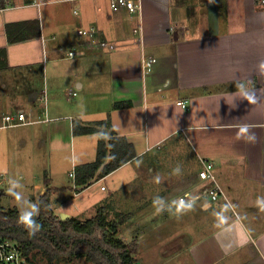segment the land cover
I'll return each instance as SVG.
<instances>
[{"label": "crops", "instance_id": "obj_1", "mask_svg": "<svg viewBox=\"0 0 264 264\" xmlns=\"http://www.w3.org/2000/svg\"><path fill=\"white\" fill-rule=\"evenodd\" d=\"M261 1L141 0L142 12L134 13L111 9L110 0H0V49L7 51L8 63L0 68L2 182L9 180L19 154L30 148L44 162L57 158L46 182L34 184L39 199L52 189L54 211L55 199L68 189L74 193V208L59 212L68 218L87 209V203L99 206L107 201L124 213L118 204L139 174L143 173L144 200L152 201V185L145 174L161 168L152 157L181 142L186 144L181 153L187 161L179 167L185 166L191 175L171 200L174 206L164 210L173 217L199 208L205 232L182 250L167 252L166 264H264ZM35 22L39 36L9 40V34L33 32L34 25L28 24ZM10 25L16 27L8 32ZM91 29L96 30L94 36L79 33ZM149 60L150 68L145 67ZM237 84L244 85L255 103L234 102L229 93ZM119 104L128 107L115 106ZM21 112L26 124L3 126L5 116H16L17 121ZM108 120L117 137L134 145L137 157L96 177L86 189L66 187L64 175L73 179L77 166L95 161L98 151V135H83L77 141L80 135L73 125ZM241 124L252 126L255 143L237 138ZM206 159L214 162L225 196L208 207L186 209L176 197L199 184L201 162ZM67 161L69 171L61 168ZM129 195L133 196L131 191ZM84 197L86 205L78 204ZM163 227L153 231L162 232Z\"/></svg>", "mask_w": 264, "mask_h": 264}, {"label": "trees", "instance_id": "obj_2", "mask_svg": "<svg viewBox=\"0 0 264 264\" xmlns=\"http://www.w3.org/2000/svg\"><path fill=\"white\" fill-rule=\"evenodd\" d=\"M28 25H34L33 32L15 37L9 34V40L16 42L28 39L31 35H40L38 22ZM10 27L16 26L10 25L8 32ZM7 64V51L0 49V68L6 67ZM115 106L128 107L124 104ZM73 127L76 135H98L96 160L90 164L79 165L75 169L74 183L82 190L91 186L94 179L109 175L137 157L134 145L123 137H117L110 120L87 126L74 124ZM51 193L52 189H49L38 201L40 211L35 219L42 227L34 235L18 223L21 213L18 207L7 210L0 205V240L16 241L31 264L36 263L39 254L48 264L74 260L86 264H138L135 257L139 251L137 240L133 239L131 243H127L119 236L120 228L129 222L131 215L112 213V204H106L100 206L90 219L81 220L73 216L63 219L55 214L50 204Z\"/></svg>", "mask_w": 264, "mask_h": 264}, {"label": "rangeland", "instance_id": "obj_3", "mask_svg": "<svg viewBox=\"0 0 264 264\" xmlns=\"http://www.w3.org/2000/svg\"><path fill=\"white\" fill-rule=\"evenodd\" d=\"M82 136L83 135H80L77 141H82ZM176 144L178 146L173 150L170 149L168 152H158L156 156L152 155V160L154 162L159 160V162H161V168H164H160L159 171L155 169L154 171L149 172L148 175L145 174V177L150 179L148 182L152 185L151 190H153L154 194L152 201L149 200L148 202L144 200L143 173L140 177L137 169V175L139 174V178L133 182L132 187L126 191L125 198L118 204L120 210L125 209L123 212L126 215L132 216L129 222L120 228L119 236L127 243H131L133 239L137 240L139 244V251L135 257L138 261V264H166L168 261L167 259L169 258L168 255L171 252L182 250V248L188 245L190 240L205 232L204 225L199 221L201 215H203L199 208L190 209L188 211L182 212L181 215H174L173 217L171 215L167 216L168 212L165 210L157 212L158 207L162 206L163 209L168 207L167 209L169 210L171 205L174 206L172 204L173 201L171 200L174 198V195H176V193L183 187V185L188 183L185 181L187 175H191L189 173L190 171H187L188 173L185 172V166L182 168L179 167L181 163L186 164L187 161L186 155L181 153L182 148L186 144L181 142H177ZM76 154H78L77 149ZM149 158L150 157L146 158V160ZM56 160L57 158H55V156H51L50 159L46 158L44 162L42 157L38 154H35L30 148H27L21 152L18 157V165L15 166L13 164V168L9 169L11 171L9 172L10 175L8 176V182H2L0 179V193L3 194L0 196V205L7 210L18 207L19 210L22 211L23 205L21 201L16 200L15 197L9 193L10 180L19 181L21 187L17 189V191L22 194V197L25 201L37 203L39 201L40 193L38 190H35L34 184L38 182L42 185L43 180L46 182V179L49 178L50 171L52 169H56L54 166ZM143 162L144 160H142L140 163L142 164ZM12 163H14V161ZM66 163L67 166L64 165L61 168L65 167L66 171L71 170V163L69 161ZM1 173L2 172H0V175ZM180 174H182V177ZM157 177H159V182H157ZM163 177L166 178L165 181L162 182L161 178ZM63 178L64 185H66V187H72V185L73 187L75 186V183L71 181L74 178L70 179L67 173ZM130 191L133 194L132 197L129 195ZM64 192L66 195L60 196L59 199L56 198L54 201L55 210L57 209V211L54 212L59 214V216H62V214L59 213L61 209H63L62 212H69L72 209V205L74 208V193L68 189ZM158 198L163 202L162 205L154 204V201H156ZM77 202L78 204L80 203L81 205H86L85 203L87 202V199L86 197L81 199L78 198ZM87 204V209L81 210L79 214L72 213L75 215H71L81 220L90 219L96 214L100 206L106 205L101 204L99 206H93L90 203ZM108 205H111L110 201H107V206ZM113 208H115L114 205L111 206L112 213L118 212L113 210ZM112 213L111 218L114 217ZM168 220L169 222L165 223ZM162 225L165 226L161 228L162 232H160L159 229H157L156 232L153 231L155 230L154 227ZM167 252L168 255L166 254ZM35 264L48 263L44 258H42V255L39 254ZM59 264L86 263L83 261L74 260L73 262H62Z\"/></svg>", "mask_w": 264, "mask_h": 264}, {"label": "built area", "instance_id": "obj_4", "mask_svg": "<svg viewBox=\"0 0 264 264\" xmlns=\"http://www.w3.org/2000/svg\"><path fill=\"white\" fill-rule=\"evenodd\" d=\"M264 4V0L261 1ZM110 7L113 10L119 8H127L134 13L142 12L141 0H110ZM138 31L135 30V33ZM81 35H91L94 36L96 30L91 29L90 31H80ZM74 55V52H71ZM151 60L147 61L145 67L150 68ZM186 108L185 102H180ZM16 116H5L4 117V127L18 126L27 123V117L25 113H18ZM203 169L199 172L198 182L196 186L188 189V191L179 194L176 197V202L184 206L186 209L192 208L198 204L208 207V205L216 203L218 200L224 198L225 192L217 180L215 174V165L211 160H202ZM73 178L75 177V172L72 173ZM106 186L102 187V191H105ZM0 264H31L30 260L23 251L21 245L16 241H11L9 239L0 240Z\"/></svg>", "mask_w": 264, "mask_h": 264}, {"label": "clouds", "instance_id": "obj_5", "mask_svg": "<svg viewBox=\"0 0 264 264\" xmlns=\"http://www.w3.org/2000/svg\"><path fill=\"white\" fill-rule=\"evenodd\" d=\"M261 72H264V61H261L258 65ZM236 91L234 93H229V95L235 98L234 102L237 100H247L249 103H255V98L248 90L245 89L243 84H237L235 86ZM237 138L243 139L247 143H255L257 136L252 130V126L248 124L239 125L237 132ZM157 182H159V177H157ZM9 193L15 197L16 200L21 201L23 208L18 218V223L24 225L30 232V234H35L41 229V225L37 222L35 217L39 214L40 205L39 203H34L31 201H25L22 194L17 191L21 187L18 180H10ZM154 204L162 205L163 202L158 198L154 201ZM163 207H158L157 212L163 211Z\"/></svg>", "mask_w": 264, "mask_h": 264}, {"label": "water", "instance_id": "obj_6", "mask_svg": "<svg viewBox=\"0 0 264 264\" xmlns=\"http://www.w3.org/2000/svg\"><path fill=\"white\" fill-rule=\"evenodd\" d=\"M63 219H67L68 218V216L67 215H65V214H62V216H61Z\"/></svg>", "mask_w": 264, "mask_h": 264}]
</instances>
